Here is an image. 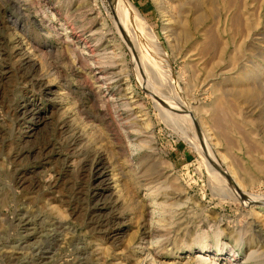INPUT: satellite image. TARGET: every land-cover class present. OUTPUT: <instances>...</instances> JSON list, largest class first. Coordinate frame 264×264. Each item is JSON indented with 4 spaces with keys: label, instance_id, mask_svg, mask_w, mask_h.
<instances>
[{
    "label": "rangeland",
    "instance_id": "obj_1",
    "mask_svg": "<svg viewBox=\"0 0 264 264\" xmlns=\"http://www.w3.org/2000/svg\"><path fill=\"white\" fill-rule=\"evenodd\" d=\"M0 264H264V0H0Z\"/></svg>",
    "mask_w": 264,
    "mask_h": 264
},
{
    "label": "bare ground",
    "instance_id": "obj_2",
    "mask_svg": "<svg viewBox=\"0 0 264 264\" xmlns=\"http://www.w3.org/2000/svg\"><path fill=\"white\" fill-rule=\"evenodd\" d=\"M126 4V3H125ZM124 9V8H123ZM131 14V13H130ZM129 16V15H128ZM135 16V15H134ZM154 86V85H153ZM161 95V94H160ZM98 172H97V175H98V177L100 178V180H101V182H104L105 181V179H106V177H105V175H106V167H105V165L104 164H102V163H100V165L98 166ZM229 173V172H228ZM230 176V175H229ZM235 182V181H234ZM108 186H104V188H107ZM100 194H102L101 192H98L97 194H96V196H98V195H100ZM249 199V198H248ZM256 200V199H255ZM249 202L251 201L250 199L248 200ZM258 203H261V202H258ZM97 205V206H96ZM95 206H96V210L94 211V215H95V218H94V220L95 221H93V222H95V226H96V228L97 229H99V230H101V228H102V230H103V228H105L106 227V225L108 224L109 225V223H114L115 221H116V218L115 217H112V218H110V217H107V215H100V209H103V208H105V205H103V204H96ZM110 216V215H109ZM115 234V233H114ZM196 257L197 258H201V259H203L202 257H201V255L200 254H196Z\"/></svg>",
    "mask_w": 264,
    "mask_h": 264
}]
</instances>
